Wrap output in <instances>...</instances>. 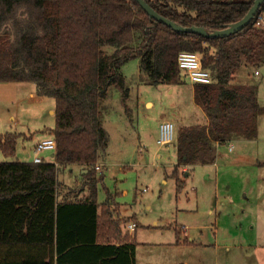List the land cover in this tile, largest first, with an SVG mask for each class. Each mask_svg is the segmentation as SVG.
I'll return each instance as SVG.
<instances>
[{"label":"trees","instance_id":"obj_1","mask_svg":"<svg viewBox=\"0 0 264 264\" xmlns=\"http://www.w3.org/2000/svg\"><path fill=\"white\" fill-rule=\"evenodd\" d=\"M184 25L223 29L242 18L254 0H146ZM264 2L241 30L206 37L176 31L151 17L138 0H0V81H33L39 95L55 98L54 156L43 162L0 161V264H135L136 244L113 243L121 219L106 214L101 229L96 168L108 146L101 100L109 88H130L122 66L139 57L148 82L176 84L183 71L178 55L199 53L211 83H195L194 96L207 124L184 125L177 136L174 170L215 158L216 143L256 138L264 105L255 81L238 82L246 65L264 64ZM112 48V50H110ZM255 70V69H254ZM21 133L0 132V151L15 156ZM83 166L90 187L84 198L58 196L60 167Z\"/></svg>","mask_w":264,"mask_h":264},{"label":"rangeland","instance_id":"obj_2","mask_svg":"<svg viewBox=\"0 0 264 264\" xmlns=\"http://www.w3.org/2000/svg\"><path fill=\"white\" fill-rule=\"evenodd\" d=\"M254 69L242 66L236 80H256ZM121 70L130 88L131 109L127 111L115 86L101 100V119L110 139L97 185L99 200L109 191L119 192V209H101V229L107 226V213L113 219V212L120 214L122 232L136 244V264H264V113L256 139L237 140L232 151L228 144L222 146L219 170L215 165L190 166L189 176L178 170L185 180L178 190L175 157L158 142L159 124L168 114L175 121L174 114L190 116L194 83L184 70L179 83L148 82L139 57L129 59ZM257 84L264 105L263 80ZM52 109L55 98L39 95L35 82L0 81V132L21 133L16 155L0 151V161H33L38 141L53 136ZM40 154L47 158L50 151ZM58 178L59 198L69 193L83 198L81 192L90 191L79 164L61 166ZM129 220L138 225L133 231L127 227ZM185 231L194 238L193 246L180 242Z\"/></svg>","mask_w":264,"mask_h":264},{"label":"crops","instance_id":"obj_3","mask_svg":"<svg viewBox=\"0 0 264 264\" xmlns=\"http://www.w3.org/2000/svg\"><path fill=\"white\" fill-rule=\"evenodd\" d=\"M262 69H264V64L262 65ZM261 77H257V79L256 80H253V81H255V82H257V83H259L260 81H261ZM259 80V81H258ZM244 82H249V81H244ZM194 83V82H193ZM195 84V83H194ZM172 91H174V89H172ZM131 95V94H130ZM129 95V96H130ZM192 96H193V100H192V102H193V104H194V106H193V111H192V113H190L189 115L190 116H188L187 114H184V113H180V114H174V117H177L176 118V121L174 120V119H172L171 118V116H170V114H168V117H166L165 119H167V120H171V121H175L176 123L175 124H177V133H176V139H175V141H174V143H172L170 146H167V148H168V150H169V152L171 153V154H173L174 155V157H175V165L177 164V136H178V132H179V129L182 127V126H184V125H195V124H207L208 123V116H207V114H206V112H205V110L203 109V107L201 106V105H199V104H197V102L195 101V96H194V85H193V89H192ZM259 100H260V96H259ZM260 102H261V100H260ZM149 104L150 105H154V103L153 102H149ZM131 109V108H130ZM51 112L52 113H54L55 112V109H52L51 110ZM164 119H162L161 121H163ZM161 123V122H160ZM159 126H160V124H159ZM106 128V127H105ZM107 129V128H106ZM51 131V130H50ZM107 131H108V129H107ZM7 132V131H6ZM47 133V132H46ZM108 133H109V131H108ZM258 133H259V131H258ZM27 136V135H26ZM45 136V135H44ZM46 137H50V136H45V137H43V138H46ZM42 138V139H43ZM257 138V137H256ZM256 138H252V139H250V138H244V137H240V138H234V139H232V140H229L228 142H226V143H216V147H215V149H214V153H215V158H214V160L213 161H210V162H208V163H204V164H180L179 166V169L178 170H180V172H181V174H184V176H189V175H191V170H190V166H196V165H209V166H212V165H215V166H217V170H219L218 168H219V166H218V164H217V160H218V158H219V156H220V149L222 148V146H224V145H226V144H228V147H229V150H233V149H230V143H234L235 141H237V140H243V141H245V140H253V139H256ZM109 139H110V133H109ZM40 141V140H39ZM18 146V145H17ZM233 148H235V145H234V147ZM29 151V148L28 147H24V152H28ZM17 153V152H16ZM107 150L105 149V151H104V153H103V156L98 160V162H100V163H97L98 165H100L101 166V169L98 171L100 174H103V172H104V169H105V167H106V161H107ZM54 156V152L52 151V152H50V155H49V157H47V158H51V157H53ZM161 156V155H160ZM46 158V159H47ZM18 160H21L20 158H18ZM80 165V167H81V171H83V166L81 165V164H79ZM209 178H210V175H209ZM183 181H185V180H183ZM109 191V190H108ZM89 193H90V191H89ZM89 193H87L86 191H83V192H81V194L80 195H82L83 196V198L84 197H86L87 195H89ZM117 194H119V192L118 191H109L108 192V195H107V198L105 199V200H103V201H100L99 200V193H97V198H98V202H99V209H119V202H117L116 201V196H117ZM65 195H67L68 197H70V198H72V199H75V198H79V197H77V194H74V193H72V194H65ZM79 195V194H78ZM64 197V196H63ZM63 197L62 198H59L60 200H62L63 199ZM117 216H118V218L119 219H122L123 217L120 215V214H117V212L115 211V212H113V217L115 218H117ZM133 220H129L128 221V223L129 222H132ZM128 223H127V227H128ZM138 226V225H137ZM200 226H202V225H200ZM122 232V231H121ZM126 235L124 234V232H122V236H121V238H118L117 240H113L112 242L113 243H116V244H118V245H120V244H124V243H127V242H130L131 241V239L130 238H127V237H125ZM180 242H183L184 243V245H186V246H188L187 244H189V243H191L190 245L191 246H193L194 245V242H195V240H194V238L192 237V236H189V234H188V232L187 231H185V233H183V232H180ZM241 245V244H240ZM185 262H184V264H189V261L188 260H184ZM135 264H136V255H135Z\"/></svg>","mask_w":264,"mask_h":264},{"label":"built area","instance_id":"obj_4","mask_svg":"<svg viewBox=\"0 0 264 264\" xmlns=\"http://www.w3.org/2000/svg\"><path fill=\"white\" fill-rule=\"evenodd\" d=\"M259 25L264 24V16L261 15L258 18ZM178 62L182 69L188 74L191 80L194 83H211L213 81L211 71L204 67L202 62V56L194 51L183 50L178 55ZM254 75L257 77H261L264 83V71L262 66L255 68ZM176 124L171 120H164L160 123L159 126V137L158 142L161 145L170 146L174 143L176 139ZM230 149H233L234 144L230 143ZM56 149V139L53 136L46 137L38 141L35 145V156L33 161L36 163L45 161V157H43L40 153L43 151L54 152ZM97 170L101 169L100 165H96ZM129 230L133 231L137 228L136 222L128 223Z\"/></svg>","mask_w":264,"mask_h":264},{"label":"water","instance_id":"obj_5","mask_svg":"<svg viewBox=\"0 0 264 264\" xmlns=\"http://www.w3.org/2000/svg\"><path fill=\"white\" fill-rule=\"evenodd\" d=\"M138 2L141 4V6L148 12V14L157 19L160 22H163L170 27H172L176 31L181 32H195L202 34L206 37H217V36H227L232 33H235L239 30H241L243 27L249 24V22L252 20V18L255 16L257 11L259 10L260 6L264 2V0H254L252 6L249 8L248 12L239 20L231 23L229 26L223 28V29H215V30H209L205 26L201 25H191V26H184L169 17H166L156 11L146 0H138ZM182 79H184V76H182Z\"/></svg>","mask_w":264,"mask_h":264}]
</instances>
